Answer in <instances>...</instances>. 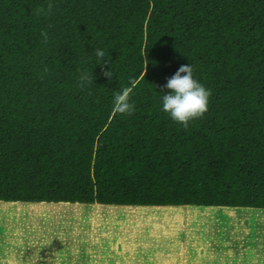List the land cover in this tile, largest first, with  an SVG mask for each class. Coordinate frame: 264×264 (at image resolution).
<instances>
[{"label":"trees","instance_id":"1","mask_svg":"<svg viewBox=\"0 0 264 264\" xmlns=\"http://www.w3.org/2000/svg\"><path fill=\"white\" fill-rule=\"evenodd\" d=\"M191 64L185 128L159 93ZM1 202L264 209V0H0Z\"/></svg>","mask_w":264,"mask_h":264},{"label":"rangeland","instance_id":"2","mask_svg":"<svg viewBox=\"0 0 264 264\" xmlns=\"http://www.w3.org/2000/svg\"><path fill=\"white\" fill-rule=\"evenodd\" d=\"M95 205L0 203V258L180 264L184 253L190 264H264V209Z\"/></svg>","mask_w":264,"mask_h":264},{"label":"clouds","instance_id":"3","mask_svg":"<svg viewBox=\"0 0 264 264\" xmlns=\"http://www.w3.org/2000/svg\"><path fill=\"white\" fill-rule=\"evenodd\" d=\"M54 5L50 2L47 8H39L36 10L37 15L48 16L53 14ZM46 38V34H45ZM95 61V66L106 65L107 59L104 49L96 48L91 54ZM144 59L147 61L146 56ZM114 72H104V76L111 79ZM93 69L89 75L84 72L80 76V85L84 87L88 84H95ZM160 94L162 110L176 123L183 125L185 128L195 119L201 118L207 111L209 106V98L211 92L206 89L193 75V65H182L175 74L167 80ZM133 88L125 87L114 96V111L121 115H132L135 111L134 103L131 102V94Z\"/></svg>","mask_w":264,"mask_h":264},{"label":"crops","instance_id":"4","mask_svg":"<svg viewBox=\"0 0 264 264\" xmlns=\"http://www.w3.org/2000/svg\"><path fill=\"white\" fill-rule=\"evenodd\" d=\"M1 203H5V202H1ZM6 204H10V203H6ZM33 204H38V203H33ZM185 207H189V206H185ZM7 237V235H6ZM19 244H21V242H19ZM188 257V258H187ZM7 259L5 257H1L0 258V264H10L8 261H6ZM188 261H190V255H181V263L180 264H190Z\"/></svg>","mask_w":264,"mask_h":264},{"label":"bare ground","instance_id":"5","mask_svg":"<svg viewBox=\"0 0 264 264\" xmlns=\"http://www.w3.org/2000/svg\"><path fill=\"white\" fill-rule=\"evenodd\" d=\"M92 206H93V205H92ZM92 206H91V207H92ZM95 206H96V205H95ZM84 207H85V206H84ZM97 207H98V206H97ZM100 207H101V206H100ZM111 208H112V207H111ZM177 208H178V207H177ZM143 209H145V208H143ZM151 209H152V208H151ZM179 209H180V207H179ZM188 209H189V208H188ZM148 211H149V210H148ZM245 211H246V210H245ZM149 213H150V212H149Z\"/></svg>","mask_w":264,"mask_h":264}]
</instances>
